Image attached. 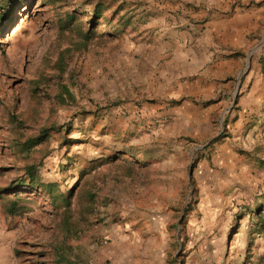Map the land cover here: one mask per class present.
Here are the masks:
<instances>
[{
  "label": "rangeland",
  "instance_id": "1",
  "mask_svg": "<svg viewBox=\"0 0 264 264\" xmlns=\"http://www.w3.org/2000/svg\"><path fill=\"white\" fill-rule=\"evenodd\" d=\"M211 1L0 0V264H99L94 254L115 233L139 230L144 243L145 219L161 214H171L167 264H264V109L240 150L263 176L203 235L194 171L230 137L228 121L215 112L205 138H174L171 99L161 95L156 35L171 30V16L190 19ZM174 2L182 6L171 12ZM247 39L221 54L242 60L217 81L230 90L203 106L225 95L240 108L252 64L264 66V21ZM164 175L170 184L158 182ZM169 185L171 200L162 194Z\"/></svg>",
  "mask_w": 264,
  "mask_h": 264
},
{
  "label": "crops",
  "instance_id": "2",
  "mask_svg": "<svg viewBox=\"0 0 264 264\" xmlns=\"http://www.w3.org/2000/svg\"><path fill=\"white\" fill-rule=\"evenodd\" d=\"M235 1H211L206 10L196 14L190 11V19L187 20L180 18L177 21L171 16L174 20L171 22V30L156 35L157 40L164 41V49L161 51L165 55L160 57L164 59L160 66V78L164 79L160 87L166 89L161 95L166 100L171 99V109L167 112L171 114V136L183 138L184 141L205 138L208 128L212 129V114L215 112L222 111L221 118L226 117L228 121L230 137L219 139L205 150L206 156L208 152L211 153L210 161L202 159L194 171L198 203L192 215L193 219L198 217L195 223L198 224V233L203 235L216 232L222 210L229 207L236 197L248 193L254 178L263 176V169L251 164L240 153L243 147H248L250 141L251 132L248 134L246 129L248 123L255 113L258 115L264 109L261 64H252L246 82L252 87L249 94L239 100L236 106L240 107L239 110L232 109V103L229 104L228 99L223 98L225 95L211 108L203 106L208 98L221 96L222 92L226 94L230 90V83L223 85L217 81L224 80L241 66V59H223L221 54L248 46L247 37L264 21V0H253L258 5L254 4L248 9L234 8ZM174 4L177 5L171 7V12L182 6V3ZM197 21H203V24H197ZM259 115H264V112ZM262 133L259 134L260 138L264 137ZM160 179L158 182L161 184H170V176L164 175ZM189 181L191 184V176ZM162 194L171 200V186L163 187ZM140 214L146 216L148 212L141 211ZM156 216L153 215L151 221L145 219L152 228L142 234L146 238L144 243L138 234L139 230H119L112 236L109 246L101 247L97 250L98 254H94L98 263L167 264L171 249V214H161L164 219ZM91 248L95 250L94 246Z\"/></svg>",
  "mask_w": 264,
  "mask_h": 264
},
{
  "label": "trees",
  "instance_id": "3",
  "mask_svg": "<svg viewBox=\"0 0 264 264\" xmlns=\"http://www.w3.org/2000/svg\"><path fill=\"white\" fill-rule=\"evenodd\" d=\"M98 15H100V14L97 12V13L95 14V16L98 17ZM96 17H95V18H96ZM96 19H99V18H96ZM262 71L264 72V66H263V68H262ZM33 143H34V142H33ZM259 211H260V210H258V211H253V213H254L255 215L258 216V215H260ZM251 212H252V211H251ZM261 228L264 230V223H262V227H261Z\"/></svg>",
  "mask_w": 264,
  "mask_h": 264
}]
</instances>
